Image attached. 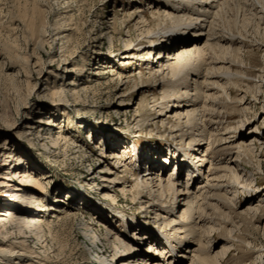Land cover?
I'll use <instances>...</instances> for the list:
<instances>
[{
	"label": "rangeland",
	"instance_id": "1",
	"mask_svg": "<svg viewBox=\"0 0 264 264\" xmlns=\"http://www.w3.org/2000/svg\"><path fill=\"white\" fill-rule=\"evenodd\" d=\"M140 1L142 2L140 7L144 10L143 14L151 19L148 13L150 9H146L145 1ZM227 1L229 2L226 3L228 12L226 7L224 8L226 10L224 17H226L223 18L222 15L216 18L213 27L216 28L213 32L216 35L218 32L220 35L216 36L211 31L213 38L210 44H223L229 47L228 53L222 52L227 61L224 65L238 76L231 79L232 82L224 79L226 84L223 85V89L212 91L216 98L214 97L215 99L210 103L207 102L206 107L203 99L195 107H203L204 104L202 112L205 117H202L205 118L204 125L208 126L207 132L227 131L228 135L235 134V137L240 138V131L245 128L241 125L248 121L247 126L252 132H250V138L254 136L255 130L260 136L256 137L254 150L248 153L244 151V158L241 156L240 178L238 183L234 182L236 186L232 185V188L224 184L230 181L231 177L229 171L223 170V167L227 166L226 159L233 157L235 153L229 154L227 148L223 150V147L214 145V137H211V148L209 151L205 149L208 161L203 174L204 177H212L214 174L215 177L223 176L220 181L226 186L220 185L221 187L213 189L198 187L201 194L210 196L204 200L205 203H202V206L200 205V211L204 208L203 212L208 215L204 218L206 221H203V227L212 225L217 229L210 233L209 245L198 252V258L212 256L216 249L224 244L231 245V248L221 264H264V212L259 211L254 216L242 217L237 214L240 208L247 206L252 196L256 198L254 203L264 207V45L261 44L262 41L264 43V11L260 10L261 6L256 0ZM139 4L137 0H0V130L20 120L23 105L28 103L51 105L53 102L60 101L63 105L50 110L55 116L49 115L56 119L57 127L44 130L43 132L47 133L43 134L47 137L51 135L55 137L59 134L69 136L66 143H61L57 147H53L46 141L45 147L40 148L33 136L30 141H20L19 151L29 158L30 170L42 177L47 195V198L42 201L43 204L47 205L51 199L58 197L71 203L76 213L75 216L54 220L51 223V237H47L44 247L39 248L36 241L29 238L30 250L39 249L40 255L51 256L52 262L47 264H97L94 251L96 249L90 245L86 237L87 232L82 226L83 222L96 221L99 214L93 202L97 196L95 188L87 182L89 169L93 170L98 166L96 159L90 156L94 145L104 149L107 143L123 146V142L133 141L135 148L143 151L153 144L163 149L170 140L166 137L167 128H163L159 123L151 125L146 123L153 115L150 109L151 103L161 101L160 86L157 85L159 80L152 81L151 78L146 83L156 82L155 92L150 85L147 90L128 92L132 81L128 82L123 89V93H127L126 100L139 113V127L135 132L131 128L132 107L129 111L120 113H115L112 109L118 87L116 75L112 80L101 79L98 83L93 77V71L97 68L100 69L99 71L102 70L101 56L105 55L109 49L107 34L112 36L113 49H118L119 38L124 35L121 29L128 22L126 21L127 12ZM235 12L237 16L233 15ZM162 17L155 22L164 23L165 18ZM241 19L248 21L244 28H242L243 25L238 24V22L242 23ZM129 25L127 24V27ZM54 29L59 30L63 38L56 40L55 44H50L48 40ZM61 45H64L62 53L68 57V60L73 59L75 68H81L84 64L80 75L63 73L60 77H54L47 72L50 69L48 62L54 60L53 65L56 66L58 62L56 59H60L58 53ZM96 49L99 56L96 52L94 53ZM208 53L210 55H206L205 60L202 57H196L194 62L191 61L189 64L191 67L188 69L196 68L195 71L199 75L203 74L205 67L210 65L206 62H209L212 57V54ZM107 64L111 65L113 62ZM147 66L135 62L125 64L122 68L116 66L115 69L129 76L130 79L133 77L137 80V76L143 75V80H146L149 75ZM136 72L140 74L137 75ZM183 74L182 77L186 81L185 79L180 81H183L185 90L189 92L193 89L190 79L193 75L186 71ZM72 79L78 89L75 95L70 96L68 92H64L63 95L66 97L56 95L53 98L47 95L37 97V94L41 95L44 85L54 91L59 87L63 88L66 86L65 82ZM199 83L197 88L202 90V85ZM168 86L167 83L166 88H171V85ZM176 88L180 89L178 84ZM171 89L169 90L172 92ZM142 102L147 103L146 106L141 107ZM193 123L194 126L190 127L188 134L186 133L190 137L196 136V132L202 127L201 121L197 122L193 119ZM180 128L185 129L183 125H180ZM2 136L8 139L6 134ZM130 144L128 151L122 152L129 170L128 174L133 173L135 163V157L132 156L133 150L130 151L132 149L130 147L133 146L132 143ZM229 149L233 152L238 150ZM171 171L172 166L168 168L166 174ZM223 195L231 199L226 200ZM112 202L103 201L102 203L104 207H109L111 210L123 211L128 215H139V204L135 203L130 195L123 197L117 193ZM209 203L216 205L213 208ZM113 224L114 231L121 232L123 227L121 221H114ZM98 233L102 236L99 250H106L108 253L109 244L102 235L104 229L101 227ZM202 234L203 232L200 235ZM17 235L18 233L12 230L10 237ZM22 235L27 236V230H23ZM191 254L192 252L188 254L185 264L191 263ZM195 264L202 263L196 261Z\"/></svg>",
	"mask_w": 264,
	"mask_h": 264
},
{
	"label": "bare ground",
	"instance_id": "2",
	"mask_svg": "<svg viewBox=\"0 0 264 264\" xmlns=\"http://www.w3.org/2000/svg\"><path fill=\"white\" fill-rule=\"evenodd\" d=\"M137 1L138 4H141L133 6L127 12L126 21L128 22L121 29L124 35L119 38L120 47L118 49H113L112 36L107 34V40L110 43L108 44L109 49L105 55L101 56V61L99 60L102 70L99 71L100 69L97 68L96 71H93V77L94 81L97 80L98 83L101 79L112 80L116 75L118 87L112 109L115 113H120L129 111L132 107L131 128L135 132L139 127V113L126 100L127 93H123V89L128 82L132 81L128 92L147 90L148 85L154 91L156 82L154 84H152L153 82L146 83L151 78L152 81L159 80L157 85L160 86L161 99H159L161 101L151 103L150 109L153 115L151 120L149 119L146 123L149 125L159 123L163 128H167L166 137L170 139V142L168 141L163 149L153 144L149 145L150 147H145V150L139 151L135 148L134 142L130 141L133 146L130 147L132 148L130 151L133 150V152L131 151L132 156L135 157V163H132L134 170L130 174L127 173L129 170H127L125 157L122 154V152L128 151L131 145L129 142L130 145L123 142V146L107 143L105 150L94 145L93 153L90 156L96 159L98 166L93 170L89 169L87 182L95 188L97 196L96 199L93 198V202L99 214L96 221L83 222L82 226L87 232L86 237L90 245L96 249L94 251L97 264H185L189 257L188 254L191 252L190 264H195L196 261H200L202 264H221L231 245L223 244L216 249L212 256L198 258V252L209 245L210 233L217 230L212 225L203 227V223L206 221L204 218L208 215L203 212L204 208L202 211L200 210L202 203H205L204 200L210 196H206L204 189L205 195L201 194L199 186L208 189L224 184L230 187L236 186L235 183H238L240 178L241 156L244 158V151L248 153L254 150L256 137L260 136L255 130L254 136L250 138L252 132L247 126L248 121L241 125L245 128L240 131V138L235 137V134L228 135L227 131L207 132L208 126L204 125L205 118L202 117L204 116L202 112L204 104L206 107L207 102L210 103L216 98L214 89L222 90L223 85L226 84L224 79L232 82L231 79L238 76L237 73L231 72L224 65L227 61L222 52L228 53L229 47L223 44H210L213 31L216 29L213 28L215 20L222 15L223 18L226 17H224V13H226L228 1L142 0L147 5L146 9H150L148 13L151 19L145 17L144 10L140 7L142 2ZM256 1L261 6L260 10L264 11V0ZM233 15L237 16V12ZM162 16L165 18L163 19L165 22H161L163 25L155 22ZM237 20L234 21L238 22ZM241 22L238 24L243 25L242 28L248 24V21L243 19ZM127 24L130 25L127 27ZM60 34L59 30L54 29L50 39L48 38L49 43L55 44L56 40H61L63 36ZM217 35L220 34L217 32ZM214 40L217 41V39ZM216 41L215 43H217ZM261 44L264 45L263 41ZM63 47L64 45L60 46L61 49L58 53L60 59H56L58 60L56 66L53 65L54 60L48 62L50 69L47 72L54 77H60L63 73L80 75L84 64L81 65V68H75L73 59L68 60V57L62 53ZM95 52L98 55L97 49L94 50ZM208 52L212 54V57L209 62H206L210 65L205 67L203 74L199 75L195 71L196 68L188 69L191 67L189 65L191 61L196 57L204 59L207 57L206 55H210ZM112 62L111 65L107 64ZM135 62L148 65L149 75L146 80H143V75L137 76V80H134L133 77L130 79L129 76L121 74L115 69L116 66L122 68L125 64ZM184 71L193 75L192 78L190 77L193 89L189 92L185 90L183 81H180L183 79ZM222 81L223 83H221ZM199 82L202 85V87L200 85L202 90L197 88ZM167 83L168 87L171 85V88H176L178 84L180 89L166 88ZM65 85L67 87H59L54 91L44 85L41 95L37 94V97L41 98L46 95L51 98L55 95L66 97L63 95L64 92H68L70 96L77 93L78 89H76L73 79L67 80ZM202 99L205 102L203 107H195ZM146 104L143 103L141 107ZM60 105H63L60 101L53 102L51 105L43 103L23 105V111H21L23 114L20 120L0 130V264L51 263V256L40 255L39 249L36 251L29 249V238L34 239L39 248L44 247L47 237H51V223L54 220L70 218L76 214L71 203L58 197L51 199L47 205L43 204L42 201L47 198V195L41 180L42 177L30 170L29 158L19 151L20 141H30L33 137L37 140L40 148L45 147L46 141L53 147L67 142L68 135L59 134L60 136L47 137L46 134H43L47 133L43 132L44 130L57 127V121L53 117L55 116L54 112L50 110ZM51 114L53 116L50 117ZM193 119H196L197 122L201 121L202 127L196 132V136L190 137L187 134L190 127L194 126ZM180 125H183L184 131ZM113 130L111 131L114 133ZM5 134L8 139L3 138L2 135ZM212 136L214 145L223 147V150L227 148L229 154L235 153L234 156L232 155L233 157L225 158L228 162H226L227 166H222L223 170L229 171L231 177L230 181L224 184L220 181L223 176L216 175L217 177H215L214 174L212 177H204L203 174V169L208 161L205 149L209 151L211 148ZM229 148L238 150L233 152ZM171 166L172 171L166 174ZM117 193L123 197L130 195L132 200L139 204V215H128L123 211L111 210V208L103 206V201L113 203ZM223 197L226 200L231 199L228 196L223 195ZM255 200L256 198L252 196L247 206L239 209L238 216H254L259 211L264 212V207L259 203H254ZM206 204L208 207V203ZM209 205L214 208L216 204L209 203ZM109 217L110 219H108ZM119 220L123 227L118 233L114 231L113 222ZM100 226L104 229L103 239L109 244L108 253L106 250H99L102 239L101 234L98 233ZM12 230L18 235L10 237ZM23 230H27V236L22 235ZM201 232H203L202 235H200Z\"/></svg>",
	"mask_w": 264,
	"mask_h": 264
}]
</instances>
